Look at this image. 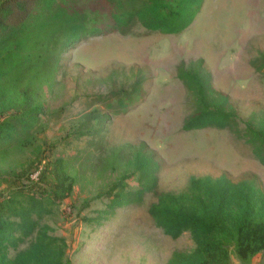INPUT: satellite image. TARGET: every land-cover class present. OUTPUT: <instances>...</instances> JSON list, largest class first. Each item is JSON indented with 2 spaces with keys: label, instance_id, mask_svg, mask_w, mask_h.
Listing matches in <instances>:
<instances>
[{
  "label": "rangeland",
  "instance_id": "1",
  "mask_svg": "<svg viewBox=\"0 0 264 264\" xmlns=\"http://www.w3.org/2000/svg\"><path fill=\"white\" fill-rule=\"evenodd\" d=\"M262 57L264 0H204L193 23L178 35L149 32L136 22L126 35L83 40L59 55L50 81L39 82L37 123L0 147V196L21 186L49 189L60 161L72 190L38 227L65 240L69 264H167L174 252H193L189 233L175 240L166 236L148 208L157 194L189 193L191 180L204 177L225 175L264 193V167L243 136L247 123L264 122V69H254ZM198 60L214 90L228 96L240 136L211 128L182 131L196 106L176 68ZM136 81L142 101L128 112L114 115L93 105L95 97L129 91ZM139 147L159 166L155 193L141 197L135 195L138 174L130 165ZM123 176L130 177L124 182L129 199L109 210L118 190L108 194ZM35 236L7 249L8 258ZM230 262L240 264L234 256ZM248 264H264V253Z\"/></svg>",
  "mask_w": 264,
  "mask_h": 264
},
{
  "label": "trees",
  "instance_id": "2",
  "mask_svg": "<svg viewBox=\"0 0 264 264\" xmlns=\"http://www.w3.org/2000/svg\"><path fill=\"white\" fill-rule=\"evenodd\" d=\"M85 1L79 8L77 0H0V147H8L19 129L27 132L37 123L41 115V106L34 103L37 86L53 78L61 53L91 37L126 35L136 22L149 32L178 35L193 23L204 0ZM262 60L254 65L255 70L264 69ZM176 78L196 106L195 113L184 120L182 131L211 128L232 130L240 136L238 116L228 96L212 87L203 60L188 65L180 62ZM141 101V83L136 81L129 91L95 97L93 105L102 104L118 115ZM243 136L264 167V122L258 127L247 123ZM130 165L138 174L135 195L155 193L159 166L153 155L139 147ZM55 167V182L49 189L21 186L7 197L0 196V264H69L65 240L50 236L47 226L38 227L72 190L61 162ZM129 178L123 176L112 187L108 195L118 191L112 194L109 210L127 203L124 182ZM156 196L148 208L156 226L174 240L189 233L195 244L189 254L174 252L167 264H231V256L248 264L264 253V193L248 183H235L225 175L204 177L191 180L189 193ZM35 232L27 248L8 258L7 249L18 248Z\"/></svg>",
  "mask_w": 264,
  "mask_h": 264
}]
</instances>
